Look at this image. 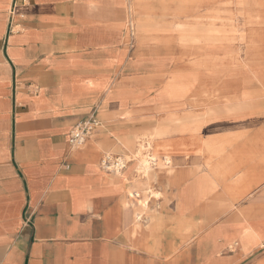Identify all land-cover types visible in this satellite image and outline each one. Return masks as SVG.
<instances>
[{
    "label": "crops",
    "instance_id": "crops-1",
    "mask_svg": "<svg viewBox=\"0 0 264 264\" xmlns=\"http://www.w3.org/2000/svg\"><path fill=\"white\" fill-rule=\"evenodd\" d=\"M226 25L202 0H0V264H234L264 247V195L214 225L264 180V123L199 113L177 85L242 66Z\"/></svg>",
    "mask_w": 264,
    "mask_h": 264
},
{
    "label": "rangeland",
    "instance_id": "rangeland-1",
    "mask_svg": "<svg viewBox=\"0 0 264 264\" xmlns=\"http://www.w3.org/2000/svg\"><path fill=\"white\" fill-rule=\"evenodd\" d=\"M202 1L209 3V7L216 9L223 16L227 25L224 28L225 39L222 44L234 57L242 61V66L229 68V71L195 72L194 76L179 78L177 85L185 87L183 91L187 92L186 96L195 97L201 102V107L200 103L197 105L199 113L208 112L211 108L209 116L213 119L217 118V113H223L225 108L234 111L240 108L235 112H239L235 117L247 120V132L252 133L253 129H257L256 125L264 123V0ZM209 95L210 102L203 107L202 98ZM227 128L229 130V127ZM204 132L210 133L209 130ZM139 142L150 141L143 137ZM235 145L239 146V143L235 142ZM235 145L227 152L231 156L229 159L232 164L239 163L244 156L242 152H238ZM143 152L141 156L144 155ZM261 162L264 164V159ZM263 182L264 180L260 181L247 192H256L253 198L238 203L233 211L221 215L214 225L233 221L239 211L254 201L255 197H263ZM260 201L262 203L260 202L259 209L263 215L264 199ZM237 249L239 250V247L233 244V248L231 250L228 248L224 256L238 254ZM234 264H264V247L238 258Z\"/></svg>",
    "mask_w": 264,
    "mask_h": 264
},
{
    "label": "built area",
    "instance_id": "built-area-1",
    "mask_svg": "<svg viewBox=\"0 0 264 264\" xmlns=\"http://www.w3.org/2000/svg\"><path fill=\"white\" fill-rule=\"evenodd\" d=\"M98 126L99 121L95 117L78 123V125H76L70 133L69 145L71 149L77 150L84 147L89 137ZM111 158L114 157L108 156L103 161V167L108 172H111L112 169L115 168V166H118V162H116L117 159L115 161H111ZM125 168L126 167H124L123 169Z\"/></svg>",
    "mask_w": 264,
    "mask_h": 264
},
{
    "label": "bare ground",
    "instance_id": "bare-ground-1",
    "mask_svg": "<svg viewBox=\"0 0 264 264\" xmlns=\"http://www.w3.org/2000/svg\"><path fill=\"white\" fill-rule=\"evenodd\" d=\"M231 56V55H230ZM214 57V56H213ZM215 58V57H214ZM217 58V57H216ZM222 58H223V56H222ZM230 58V57H229ZM228 58V59H229ZM200 59V58H199ZM206 60V59H205ZM211 60H213V59H211ZM233 61V60H232ZM214 62V61H213ZM219 62V61H218ZM226 62V61H225ZM225 62H222L224 65H225ZM228 62V61H227ZM235 63V62H234ZM204 63H202V65H203ZM201 65V63L199 64V66ZM220 65H222V64H220ZM219 65V66H220ZM198 66V65H197ZM204 66H206V65H204ZM227 66V65H226ZM229 66V65H228ZM198 68V67H197ZM174 80H176V79H174ZM142 146V145H141ZM149 148V145H148V143L146 144V145H144V146H142V148L137 152V156H136V159H140V161H141V164H142V171H146V172H148V171H150L151 169H153V167H155L154 165H153V158L150 156V155H147V157L145 158V159H142L141 158V154H142V151H145V150H147ZM138 150V149H137ZM149 151V150H148ZM149 157V158H148ZM151 160L152 161V164L149 162V160ZM155 160V159H154ZM166 160V159H165ZM186 160V159H185ZM120 162V165H122V162H121V160H119ZM144 169V170H143ZM172 171V170H171ZM171 173V172H170ZM192 178V177H191ZM188 179V178H187ZM190 179V178H189ZM181 182V181H180ZM205 183V182H204ZM215 185V184H214ZM209 186V185H208ZM201 187H202V184H201ZM203 188V187H202ZM205 188V187H204ZM216 189V188H215ZM207 191V190H206ZM184 195V194H183ZM203 196V195H202ZM147 207V206H146Z\"/></svg>",
    "mask_w": 264,
    "mask_h": 264
}]
</instances>
